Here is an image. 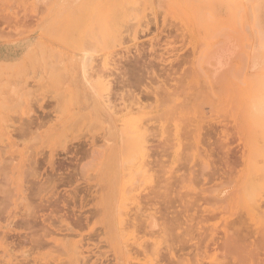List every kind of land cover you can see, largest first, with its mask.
Wrapping results in <instances>:
<instances>
[{"label": "rangeland", "instance_id": "obj_1", "mask_svg": "<svg viewBox=\"0 0 264 264\" xmlns=\"http://www.w3.org/2000/svg\"><path fill=\"white\" fill-rule=\"evenodd\" d=\"M0 264H264V0H0Z\"/></svg>", "mask_w": 264, "mask_h": 264}, {"label": "bare ground", "instance_id": "obj_2", "mask_svg": "<svg viewBox=\"0 0 264 264\" xmlns=\"http://www.w3.org/2000/svg\"><path fill=\"white\" fill-rule=\"evenodd\" d=\"M100 70V69H99ZM103 73H105V72H103ZM108 74V73H107ZM132 85V84H131ZM121 88H122V86H121ZM120 88V89H121ZM134 95V94H133ZM118 97H120V96H118ZM107 100V99H106ZM109 102V101H108ZM124 102V101H123ZM112 103H110V105H111ZM119 105V104H118ZM109 107V106H108ZM110 110H112V109H110Z\"/></svg>", "mask_w": 264, "mask_h": 264}]
</instances>
